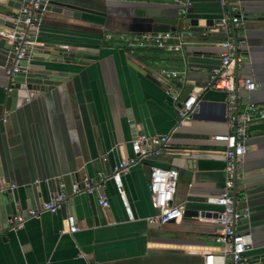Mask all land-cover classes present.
I'll list each match as a JSON object with an SVG mask.
<instances>
[{
  "label": "crops",
  "instance_id": "1",
  "mask_svg": "<svg viewBox=\"0 0 264 264\" xmlns=\"http://www.w3.org/2000/svg\"><path fill=\"white\" fill-rule=\"evenodd\" d=\"M23 1L0 0V6L18 12ZM189 1L183 9L172 0H65L96 14L79 12L75 18L42 12L32 46L73 52L46 62L31 59V52L26 63L43 66L59 84L27 92L24 104L11 111L4 110L3 91L10 54L0 41V264H202L203 256L216 250L211 219L220 208L204 201L223 185V144L212 137L225 132V94L207 82L209 70L219 66L218 43L225 37L216 27L217 1ZM230 2L240 19L232 31L239 62L226 71L255 84L249 93L237 90L239 104L264 105V0ZM0 15L17 19L6 11ZM191 19L205 23L191 26ZM167 31L180 37V54L145 48L128 55L115 38ZM161 68L175 71L172 82L182 89L191 86L197 101V109L176 129L173 106L157 76ZM247 132L235 196L236 208L246 207L249 214L235 231L247 243L244 264H264V119L250 123ZM140 134L166 136L167 142L121 177L131 219L110 180L97 189L107 209L98 205L95 193L71 194L73 182L108 174L116 162L132 157L130 141ZM150 167L176 170L172 205L201 217L147 224L155 213L147 191ZM55 194L65 196L56 214L40 212L19 230L2 228L11 216L39 210ZM67 214L78 230L59 234Z\"/></svg>",
  "mask_w": 264,
  "mask_h": 264
},
{
  "label": "built area",
  "instance_id": "2",
  "mask_svg": "<svg viewBox=\"0 0 264 264\" xmlns=\"http://www.w3.org/2000/svg\"><path fill=\"white\" fill-rule=\"evenodd\" d=\"M47 0H25L18 9L20 19L9 32L0 31V41L4 42L9 50L7 64L3 68L5 85L3 91L10 92L14 85V78L21 73L20 63L26 60L30 54L29 47L35 39L40 17L44 12L40 5ZM180 7L188 8L189 0H172ZM221 8V15L217 22V29L224 34V40L218 43L221 52L219 54V66L208 72L207 86L213 90L222 91L225 94L224 102V124L225 132L212 137L213 141L223 144L221 156L223 158V185L216 196H209L205 203L219 207L211 222L216 227L213 244L215 251H210L203 256L202 264H244L243 254L247 249L245 236L235 231L240 220L248 218L249 211L246 207L236 208L237 199L230 195L234 183L237 181L236 168L246 150V139L248 137L247 127L256 120L264 119V105H254L249 102L239 104L237 90L240 88L249 93L255 89V84L250 78L237 81L226 69L234 62H239L236 50L239 41L232 38L231 33L238 25L240 19L234 14L235 6L230 0H216ZM179 14H182L180 8ZM111 40V35L104 36ZM116 40L122 43L126 53L133 55L136 50L153 48L163 52H182L183 43L179 36L171 32L143 33L124 38L122 35L115 36ZM157 76L162 82L163 94L171 102L175 113L174 129L186 123L191 114L197 109L196 97L189 94L186 101L179 99L182 88L176 86L172 80L177 73L172 70L161 68ZM239 82V83H238ZM26 101V100H25ZM166 136H145L140 134L130 141L132 157L121 159L112 167L108 174L98 173L96 177L84 178L81 181L73 182L71 194H96V202L103 208H108V203L102 193H97L99 183L103 180H110L115 194L128 219H131L130 209L123 191L121 177L126 175L139 158L144 155L156 153L159 147L166 145ZM104 160V159H102ZM177 180V171L174 169H162L150 167L147 178V191L152 208L155 213L146 219L149 225H164L181 218L183 208L172 205L174 186ZM61 187V184L59 185ZM13 186H11L12 188ZM65 200L62 194H55L48 201L44 202L39 210H27L24 214L17 213L5 222L4 230L15 231L23 227L24 222L29 218L37 217L40 212L50 215L56 214ZM78 230L73 215L67 214L60 220L59 234L71 235Z\"/></svg>",
  "mask_w": 264,
  "mask_h": 264
},
{
  "label": "water",
  "instance_id": "3",
  "mask_svg": "<svg viewBox=\"0 0 264 264\" xmlns=\"http://www.w3.org/2000/svg\"><path fill=\"white\" fill-rule=\"evenodd\" d=\"M24 2V1H23ZM21 6V5H20ZM40 8L45 12H51L54 14H60L64 16L70 17H78L79 12H87L90 14H96L93 11L86 10L77 6H73L65 2V0H47L44 4L40 5ZM1 11H6L11 15L17 16V19L12 18L11 16H2L0 15V31L2 32H9L10 29L13 28L14 24L18 22L20 16L16 10L7 9L0 6ZM242 18V16H240ZM188 24L191 26H199L202 27L205 23L204 20H187ZM186 21V22H187ZM232 37L234 34L232 33ZM30 53L31 59L36 61H48V60H59L66 54H72V50H62L59 46H53L48 44H35L34 46H30ZM21 71L23 73H19L14 78V85L10 92L7 93L5 101H4V110L11 111L21 105L24 104L25 99L27 97V92L29 91H36L42 93L48 89H51L53 86L59 84V82L53 78V74L51 72H47L43 69V66H36V65H29L23 60L21 63ZM191 86H184L182 92L180 94L179 99L183 102L186 101L188 95L190 94ZM192 115V114H191ZM191 117V116H190ZM235 186L236 182L234 183L230 195L232 200L235 198ZM31 208H34L32 204H30ZM28 208V207H27ZM6 210V209H5ZM201 213L197 211H189L183 210L182 217H201ZM215 217V216H214ZM3 219L0 213V220ZM169 222H172L169 221ZM1 228V227H0ZM3 229L5 228L2 227Z\"/></svg>",
  "mask_w": 264,
  "mask_h": 264
}]
</instances>
